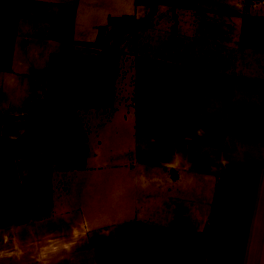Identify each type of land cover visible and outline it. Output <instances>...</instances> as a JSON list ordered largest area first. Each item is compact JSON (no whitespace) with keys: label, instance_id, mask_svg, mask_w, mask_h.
Returning a JSON list of instances; mask_svg holds the SVG:
<instances>
[{"label":"crops","instance_id":"obj_1","mask_svg":"<svg viewBox=\"0 0 264 264\" xmlns=\"http://www.w3.org/2000/svg\"><path fill=\"white\" fill-rule=\"evenodd\" d=\"M196 1L122 35L130 97L82 110L83 157L1 190L0 264H264V0ZM149 9L0 0V118L26 119L50 61Z\"/></svg>","mask_w":264,"mask_h":264},{"label":"rangeland","instance_id":"obj_2","mask_svg":"<svg viewBox=\"0 0 264 264\" xmlns=\"http://www.w3.org/2000/svg\"><path fill=\"white\" fill-rule=\"evenodd\" d=\"M179 1L183 4L190 5L196 0ZM206 1L207 0H199L196 2H198V4L202 3L204 5H210V3ZM145 13L137 12L136 17H142ZM110 21L105 26L106 30L113 29L116 27L115 25L119 26L127 20L123 19L120 22ZM93 37L95 38V35ZM120 37L121 38L119 40H117V37H113L109 40L112 44H119L117 45L118 54L116 55V58L106 59L97 71H93L91 73L94 81L93 89L85 95L72 96L69 107L63 110L62 133L57 135L53 134L48 120L43 115L40 116L42 126L36 132L35 136L37 138L49 137L50 141L53 143V149L45 150L37 156L30 155L27 157H21L13 160V162L8 161L7 159H1L0 172L5 175L3 176V182L9 183L10 181H13L14 183L15 181L18 183L19 178L25 176L26 168L30 169V174L32 175L31 179L34 180L33 169L35 167H50L54 163H58L56 166L64 167L65 164H63V161H66V159H63L65 148L76 147L78 150L77 152L83 153L84 147H86L88 151L87 145H85L82 141L84 132V126H82L83 123L81 121L82 115H80L82 110H88L92 107L97 110H106L108 112L109 109L113 108L114 99L116 98L117 93L118 97L119 94H121L119 93L120 90H123L122 101L126 102L130 97L129 82L131 80L132 50L130 45H128V41L133 40L134 37L127 35L123 37L124 40H121L122 36ZM89 38L92 39V36H89ZM120 41L125 42L121 45ZM91 46L90 53L71 55L61 54L50 61L48 64V70L43 80V86L41 88V98L38 99L44 100L50 93L53 92H60L66 95L73 89L80 87L83 84L81 76L83 75L85 66L88 63L94 62L97 56L104 51V48L95 45V43L91 44ZM28 114L24 116L26 118L25 120H22L23 117L21 116L12 115H4L0 118V146L2 141L13 140L27 133L32 125ZM76 144H79L80 146H76ZM71 154L72 153H68V155ZM8 187L9 186L1 187L0 195L3 192L1 190L9 189ZM0 212L2 213L1 208ZM1 213L0 225H2V223H6L5 218H3ZM16 220V218L8 219L7 223L11 224Z\"/></svg>","mask_w":264,"mask_h":264},{"label":"trees","instance_id":"obj_3","mask_svg":"<svg viewBox=\"0 0 264 264\" xmlns=\"http://www.w3.org/2000/svg\"><path fill=\"white\" fill-rule=\"evenodd\" d=\"M136 3L149 6L150 9L147 14L141 18H135L132 16L114 17L110 19V22H120L123 19H126L127 21L119 26L115 25L116 27L110 30H106L105 27L100 28L95 45L104 48V51L97 56L94 62L88 63L85 66L83 75L81 76L83 84L80 87L73 89L66 95L60 92H53L50 93L44 100L35 99L31 104L28 114L32 124L30 129L23 136L17 137L13 140L1 142L0 160L7 159L8 161L13 162V160L21 157H27L48 149H53L54 146L49 137L37 138L35 136L36 132L42 126L40 116L43 115L48 120L53 134L57 135L62 133L63 110L69 107L71 97L85 95L93 89L94 81L91 73L93 71H97L106 59L116 58V55L118 54L117 43L112 44L109 40L113 37H120L124 34H134L139 29L147 27L152 16L156 13V7L158 4H168L171 6H180L183 4L179 0H136ZM77 145L80 146L79 144H76V146ZM75 149L76 147L65 148L63 159L67 160L83 157L87 152L86 147H84L83 153L77 152L78 150ZM68 153L72 154L68 155ZM3 176L5 175L0 172V188L17 183L15 181L14 183L13 181H10L9 183L3 182Z\"/></svg>","mask_w":264,"mask_h":264}]
</instances>
